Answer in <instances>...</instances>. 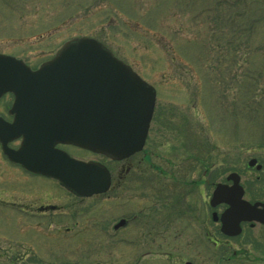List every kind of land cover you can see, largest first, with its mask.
<instances>
[{
	"label": "rangeland",
	"instance_id": "obj_1",
	"mask_svg": "<svg viewBox=\"0 0 264 264\" xmlns=\"http://www.w3.org/2000/svg\"><path fill=\"white\" fill-rule=\"evenodd\" d=\"M82 36L102 42L157 88L147 148L153 165L169 170L166 157L185 170L192 162L196 176L210 169L216 183L236 172L246 199L264 200V0H0V51L42 59ZM193 142L197 150L185 148ZM254 158L260 171L247 165ZM62 200L53 229L42 227L47 237L35 234V220L16 225L0 211V264H130V252L123 259L94 230L95 218L114 219L110 199ZM85 226L96 242L86 254ZM26 228L32 231L19 238ZM254 232L264 238V228Z\"/></svg>",
	"mask_w": 264,
	"mask_h": 264
},
{
	"label": "flooded vegetation",
	"instance_id": "obj_2",
	"mask_svg": "<svg viewBox=\"0 0 264 264\" xmlns=\"http://www.w3.org/2000/svg\"><path fill=\"white\" fill-rule=\"evenodd\" d=\"M55 54L39 59L0 51V55L12 58L11 62L0 63V211L5 210L14 217L16 225L35 220V234L47 237L45 230L50 232L53 229L55 215L62 213L64 208L55 202L56 199H63L62 204L67 196L81 200L110 199L114 219L106 222L102 221L105 218H95L94 230L100 234V240H104L105 236L110 237L113 252L123 259L130 252L132 255L126 260L130 264H142L146 260L145 263L150 261L151 264H215L217 257L220 264L263 262L264 238L254 232L256 228L263 229V224L242 222L239 225L241 231L236 235L225 234L221 230L220 217L229 207L225 204L213 206L211 201L215 186L220 183L232 185L227 177L216 183L210 169L203 172L202 178L196 176L198 170L192 162L181 170L166 157L163 159L169 170L151 163L152 155L149 152V157L147 148L153 120L140 151L122 160L111 159L74 146L62 138L60 127L67 122L58 120L61 114L55 113L62 106L39 104V97L34 96L28 98V103L18 104V95L12 89L13 78L17 80L21 76L24 66L31 72L39 71L54 59ZM176 147L170 146L168 149H183ZM185 148L197 150L198 143L193 142L189 148ZM66 157L102 163L110 173L109 190L88 198L77 197L68 191L58 179L48 175L52 166H60ZM200 158L196 154L193 161L197 164L202 161ZM174 171L180 172L174 174ZM239 179L242 186L241 176ZM242 187L244 199L247 200V190ZM260 193L261 197L264 196V185L260 187ZM247 201L252 204L264 203L261 199ZM86 226L84 243L91 248H86L85 254L93 251L96 243L88 238L89 233L86 232L90 228ZM71 230L68 228L66 232L70 233ZM31 231L19 229L18 233L22 234L19 238ZM249 246L257 252L261 261H251V254L246 249ZM103 247L100 245L98 254L104 251ZM184 252L190 255L186 260H183ZM159 256L161 259H157Z\"/></svg>",
	"mask_w": 264,
	"mask_h": 264
},
{
	"label": "water",
	"instance_id": "obj_3",
	"mask_svg": "<svg viewBox=\"0 0 264 264\" xmlns=\"http://www.w3.org/2000/svg\"><path fill=\"white\" fill-rule=\"evenodd\" d=\"M11 59L0 55V63ZM24 67L21 76L13 78L18 104H26L34 96L39 97V104L62 106L55 113L61 114L58 120L67 122L60 127L65 141L120 160L143 148L154 114L156 90L101 42L77 37L64 44L39 71ZM256 163L252 159L249 167ZM51 170L48 175L79 197L103 194L110 187V173L102 163L66 157ZM227 179L232 186L218 184L211 201L213 206L229 207L220 217L222 232L239 234L242 222L264 225V203L251 204L244 199L236 173Z\"/></svg>",
	"mask_w": 264,
	"mask_h": 264
}]
</instances>
